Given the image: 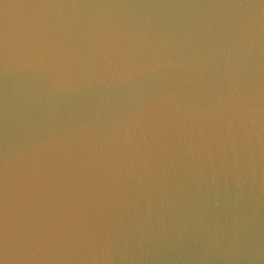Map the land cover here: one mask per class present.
Instances as JSON below:
<instances>
[{"label": "water", "instance_id": "95a60500", "mask_svg": "<svg viewBox=\"0 0 264 264\" xmlns=\"http://www.w3.org/2000/svg\"><path fill=\"white\" fill-rule=\"evenodd\" d=\"M0 264H264V0H0Z\"/></svg>", "mask_w": 264, "mask_h": 264}]
</instances>
